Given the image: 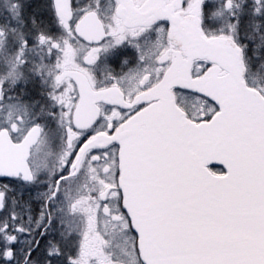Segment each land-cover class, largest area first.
<instances>
[{
	"label": "snow or ice",
	"instance_id": "snow-or-ice-1",
	"mask_svg": "<svg viewBox=\"0 0 264 264\" xmlns=\"http://www.w3.org/2000/svg\"><path fill=\"white\" fill-rule=\"evenodd\" d=\"M0 264H264V0H0Z\"/></svg>",
	"mask_w": 264,
	"mask_h": 264
}]
</instances>
